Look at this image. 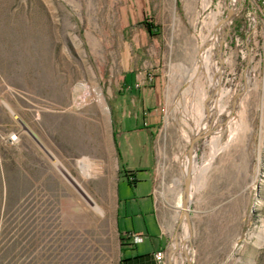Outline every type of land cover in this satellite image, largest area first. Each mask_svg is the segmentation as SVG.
Here are the masks:
<instances>
[{
    "label": "rangeland",
    "instance_id": "obj_1",
    "mask_svg": "<svg viewBox=\"0 0 264 264\" xmlns=\"http://www.w3.org/2000/svg\"><path fill=\"white\" fill-rule=\"evenodd\" d=\"M117 1L0 0V264H117L114 224L94 200L111 198L110 169L94 176L91 161L100 122L93 90L122 70L126 52ZM178 7L185 13L176 15L182 33L174 44L129 52L147 58L152 71L184 75L190 59L195 77L175 89L170 126L161 132L158 199L181 215L170 205L182 196L194 125L207 130L221 43L223 68L208 108L213 132L197 144L191 173L192 259L264 264V0H183ZM173 18L147 21L161 33ZM204 35L210 41L202 46ZM72 138L91 152L79 166ZM177 225L184 257L177 264H188V227L185 219Z\"/></svg>",
    "mask_w": 264,
    "mask_h": 264
},
{
    "label": "crops",
    "instance_id": "obj_2",
    "mask_svg": "<svg viewBox=\"0 0 264 264\" xmlns=\"http://www.w3.org/2000/svg\"><path fill=\"white\" fill-rule=\"evenodd\" d=\"M181 1L183 0L116 2L122 17L120 29L118 28L121 31L119 42L125 47L126 52L121 65L122 70L109 75L108 86L93 90L97 97L92 110L100 115L96 141L99 146L96 147L93 156L96 162L89 156L91 152L86 154L88 148L78 139L72 138L70 142L75 152L81 155L78 166L80 160L88 158L94 165V176L98 175L97 169L102 167L110 169L111 198L107 200L102 195L99 198L94 195V200L103 213L109 212L114 224L118 245L117 264H122V261L123 264H156L154 254L159 250L166 252L164 264H177L184 258L183 253L177 252L178 245L182 246L183 237L179 240L175 226L178 224L179 227L185 219L180 203L182 196L181 198L179 196L180 200L178 198L176 206L170 205L181 210V215L178 216L177 213L174 214L175 210L160 203L156 185L163 159L164 141L161 132L170 126L168 120L171 118L168 111L171 112L175 89L181 90L195 79L187 65L191 64V60L186 59L184 62L186 64L184 75L180 72L161 71L157 67L152 71V68L148 67L151 63L147 58L136 54L132 56L129 53L132 48H146L153 44L159 45L160 42L165 45L174 44L175 38L179 39L182 33L176 18V15L185 13L184 8L178 7ZM181 5L183 6L182 3ZM157 15L174 18L171 28L164 24L161 33L157 32L154 35L146 28L144 22L154 20L153 17ZM180 21L181 19L179 23ZM155 22L157 24L158 21L155 19ZM158 28L160 31V27ZM154 30L157 31V28ZM167 31L172 32L170 37ZM201 39L202 46L204 42L210 41L209 36L207 39L205 35ZM181 104L182 109L183 102ZM98 152L99 155L96 154ZM99 172L103 173V170ZM97 190L99 191V188ZM185 223L187 224L186 219ZM128 233L140 235L141 240L134 243L132 238L128 237ZM121 236L125 238L123 249ZM174 251L176 253L172 259Z\"/></svg>",
    "mask_w": 264,
    "mask_h": 264
},
{
    "label": "water",
    "instance_id": "obj_3",
    "mask_svg": "<svg viewBox=\"0 0 264 264\" xmlns=\"http://www.w3.org/2000/svg\"><path fill=\"white\" fill-rule=\"evenodd\" d=\"M231 12H228V15L226 16V18H224L222 20V24H224L230 17ZM223 44L219 43V56L220 57V64L221 67L219 70H221L223 68ZM219 70L217 72V74L219 73ZM221 73V71H220ZM217 76V75H216ZM216 92L212 91L210 92V96L206 101L205 104V108L206 109V118L205 121L207 124V130L204 131V129L200 130L198 132V134H196V136L191 140V145L189 147V151H188V156L189 159L186 170H185V176H184V186H183V192H182V204H181V208H182V212H183V217H185L186 221H187V227H188V236L187 239H184V244L186 242H188L190 244V250H189V254H188V264H193V259H192V250H193V245H192V236H193V221H192V214H191V193H192V169H193V164H194V159L196 157V147L197 144L199 143V141L201 139H203L204 137H206L207 135L211 134L213 132V127L210 124V120H209V105L210 102L212 101L213 98H215ZM194 149V153H191V150Z\"/></svg>",
    "mask_w": 264,
    "mask_h": 264
},
{
    "label": "built area",
    "instance_id": "obj_4",
    "mask_svg": "<svg viewBox=\"0 0 264 264\" xmlns=\"http://www.w3.org/2000/svg\"><path fill=\"white\" fill-rule=\"evenodd\" d=\"M134 237H136L135 239L139 240L141 236L138 234H134ZM154 257L156 260V264H164L166 252L164 250L155 251Z\"/></svg>",
    "mask_w": 264,
    "mask_h": 264
},
{
    "label": "bare ground",
    "instance_id": "obj_5",
    "mask_svg": "<svg viewBox=\"0 0 264 264\" xmlns=\"http://www.w3.org/2000/svg\"><path fill=\"white\" fill-rule=\"evenodd\" d=\"M209 46V43H208V45L206 46V47H208ZM205 47V48H206ZM205 52H206V49L204 50V52H203V54L202 55H204L205 54ZM207 62H208V58H207V60H206ZM221 73H222V71H221ZM221 73L219 72L218 74H217V76L214 78V87H213V91H215L216 92V94H217V85H216V82H217V80H218V78L220 77V75H221ZM213 100V99H212ZM212 102V101H211ZM210 102V103H211ZM209 107H210V105H209ZM195 126V133H194V136H196V134H198V132H199V130H200V124H196V125H194ZM188 164V163H187ZM186 167H187V165H186ZM186 167H185V170H186ZM179 200H180V198H179ZM180 203H182L181 202V200H180ZM92 205H94V203H92Z\"/></svg>",
    "mask_w": 264,
    "mask_h": 264
},
{
    "label": "trees",
    "instance_id": "obj_6",
    "mask_svg": "<svg viewBox=\"0 0 264 264\" xmlns=\"http://www.w3.org/2000/svg\"><path fill=\"white\" fill-rule=\"evenodd\" d=\"M144 25L146 26L147 29H149L151 34H154V35L157 34V32L153 28L155 26L153 23H151L149 21H145ZM129 238H131V237H129ZM120 241H121V246H122V249H123L124 245H125V238L121 236ZM122 264H123V261H122Z\"/></svg>",
    "mask_w": 264,
    "mask_h": 264
}]
</instances>
